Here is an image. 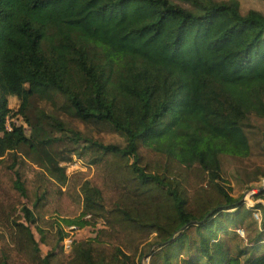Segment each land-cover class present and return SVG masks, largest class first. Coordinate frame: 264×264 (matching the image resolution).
<instances>
[{
  "label": "trees",
  "instance_id": "trees-1",
  "mask_svg": "<svg viewBox=\"0 0 264 264\" xmlns=\"http://www.w3.org/2000/svg\"><path fill=\"white\" fill-rule=\"evenodd\" d=\"M49 90L125 146L73 134L93 172L67 176L52 141L13 121ZM251 115L264 119V15L237 0H0V264H138L152 235L149 264H264L262 232L237 253L223 238L247 210L219 159L249 156ZM59 219L106 228L64 253Z\"/></svg>",
  "mask_w": 264,
  "mask_h": 264
},
{
  "label": "rangeland",
  "instance_id": "rangeland-1",
  "mask_svg": "<svg viewBox=\"0 0 264 264\" xmlns=\"http://www.w3.org/2000/svg\"><path fill=\"white\" fill-rule=\"evenodd\" d=\"M180 2V0H174ZM227 1V0H217ZM240 4V11L245 14L249 10H254L264 15V3L260 0H237ZM8 106L11 110L17 111L19 101L10 97ZM73 112L69 108L65 96L57 91L49 90L48 92H39L34 95L28 105L26 111V119L22 116L14 118L16 126H21L25 135L29 137L32 134V127L38 129L37 140H50L51 146L46 148V152L55 159H63L60 166L65 169L67 176L81 172L92 174V170H88L87 162L79 159L71 154L72 150H78L83 146L82 141L75 142L72 140L73 134H78L82 139L93 140L103 145H116L120 148L125 146V139L119 133L105 122L84 123L73 117ZM51 119L60 122L65 131L59 132L51 126ZM244 132L249 142L250 153L246 158L233 156H220L221 165V185L228 190L233 198L241 202L247 212L243 213L240 224L232 227L231 231L223 234L224 243L233 250V253L239 252V247H250L248 241L253 240V236L260 231L263 233L262 240H259L256 246L264 251V229L262 222L264 220V209L256 208L261 205L264 208V119L255 115L249 117ZM19 154L28 158L32 162L45 160L40 153L30 152L28 147L19 148ZM34 168H36L34 166ZM64 191V190H63ZM239 208V211L241 210ZM230 213L233 210L229 211ZM86 220V219H84ZM103 222V221H100ZM58 229L63 230L65 226L63 220L57 222ZM106 228L103 222V227ZM98 227L96 225L81 228L74 234L75 242L84 241L94 238ZM31 231L38 242L42 255L48 252V248L42 245L39 240L36 226H31ZM64 234V233H63ZM155 236L152 235L149 241L141 248L138 264H149L150 252L157 246ZM247 254L252 250L246 249ZM149 252V253H148ZM149 255V256H148Z\"/></svg>",
  "mask_w": 264,
  "mask_h": 264
},
{
  "label": "built area",
  "instance_id": "built-area-1",
  "mask_svg": "<svg viewBox=\"0 0 264 264\" xmlns=\"http://www.w3.org/2000/svg\"><path fill=\"white\" fill-rule=\"evenodd\" d=\"M85 219L90 220V216H86ZM95 225L98 227L99 230L103 227V222L98 221L95 223ZM78 230L79 228L75 225L68 226L66 229L63 230L64 236L60 242V247L62 248V251L64 253H68L71 250L73 244L76 243L74 234L78 232ZM98 230L96 229V232Z\"/></svg>",
  "mask_w": 264,
  "mask_h": 264
}]
</instances>
